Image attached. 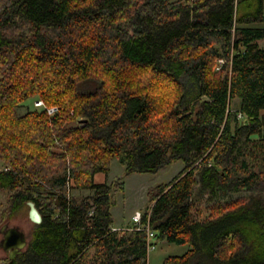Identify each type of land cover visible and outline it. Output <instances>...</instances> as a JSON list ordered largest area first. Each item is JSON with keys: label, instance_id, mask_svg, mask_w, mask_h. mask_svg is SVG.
<instances>
[{"label": "trees", "instance_id": "16d2710c", "mask_svg": "<svg viewBox=\"0 0 264 264\" xmlns=\"http://www.w3.org/2000/svg\"><path fill=\"white\" fill-rule=\"evenodd\" d=\"M263 24L264 0H0V224L42 215L5 264H149L159 242L188 246L162 264H264ZM114 158L184 162L141 229L113 226L123 179L94 180Z\"/></svg>", "mask_w": 264, "mask_h": 264}, {"label": "rangeland", "instance_id": "374dc122", "mask_svg": "<svg viewBox=\"0 0 264 264\" xmlns=\"http://www.w3.org/2000/svg\"><path fill=\"white\" fill-rule=\"evenodd\" d=\"M264 25V24H263ZM33 98L27 99L26 101L20 103L17 108L19 115L25 114L27 111L34 109ZM240 102L239 98H235L232 101L233 109H236ZM36 108V106H35ZM38 108V107H37ZM61 147V145H60ZM59 147V148H60ZM61 149V148H60ZM184 162L179 160L176 161L165 168L159 170L157 173H132L126 175L124 173V166L121 164L119 159L114 158L111 161L110 171L107 173L108 180L112 181L116 178L121 177L124 181V186L122 188H117V205L113 207L112 212L115 218V224H131L133 223L132 218L135 214V210L139 209L143 214L148 208V198L146 195L147 189L151 186H156L161 183H167L176 177L183 169ZM3 163L0 161V169H3ZM74 181V179L72 178ZM75 187V182H74ZM72 188L69 194L75 196L87 195L91 191L89 189H78ZM8 194L6 191L0 190V209L7 206ZM224 203V201H219ZM210 202L209 205H212ZM208 204H206L207 206ZM205 206V205H203ZM206 211V210H205ZM207 213L203 214L206 217ZM8 223L11 226H18L24 232L26 239L30 235V231L33 228V222L29 219V207H24L23 210L14 218H11ZM0 224V228L1 225ZM5 224V223H4ZM3 235L0 232V241ZM188 250L187 245H178L173 243H162L159 242L155 245V248L149 253V264H162L165 257L169 255H179L183 254ZM8 253L0 246V264L6 263V258Z\"/></svg>", "mask_w": 264, "mask_h": 264}, {"label": "water", "instance_id": "95a60500", "mask_svg": "<svg viewBox=\"0 0 264 264\" xmlns=\"http://www.w3.org/2000/svg\"><path fill=\"white\" fill-rule=\"evenodd\" d=\"M247 123V119H245ZM29 205V219L36 224L42 222V215L35 203L28 202ZM3 237L0 241V246L8 253L10 259H14L21 254L27 246L28 240L24 232L18 226H11L8 222L3 224L0 228Z\"/></svg>", "mask_w": 264, "mask_h": 264}, {"label": "built area", "instance_id": "2783aa9c", "mask_svg": "<svg viewBox=\"0 0 264 264\" xmlns=\"http://www.w3.org/2000/svg\"><path fill=\"white\" fill-rule=\"evenodd\" d=\"M223 63H224V60L223 59H220L218 61L219 66L221 64H223ZM217 68H219V67H217ZM34 105L36 107H38V108H41V107L45 108L49 115H53V114H55L58 111V108L57 107H47L42 100L35 101ZM238 117L239 118H243L241 114H239ZM67 186H68L69 191H70V189H72L74 187V181L72 180L71 177L68 178ZM90 214H91V212H90ZM141 219H142V213L139 212V211L135 212V214L133 215V221H134L135 225L138 226L137 227L138 229H141L142 228L141 225H140ZM145 229L148 232V239L150 241H152L153 236H154V232L151 231L149 229V227H145ZM154 248H155V245L150 244L149 247H148L149 253Z\"/></svg>", "mask_w": 264, "mask_h": 264}, {"label": "crops", "instance_id": "0c3cea01", "mask_svg": "<svg viewBox=\"0 0 264 264\" xmlns=\"http://www.w3.org/2000/svg\"><path fill=\"white\" fill-rule=\"evenodd\" d=\"M261 116H262V119H263V129H264V110H262ZM94 180H95L96 183H110L111 182V181L108 180V175L105 174V173H97L95 175V177H94ZM112 209H113V207H112ZM112 209H111V212H112ZM137 211H139V209L135 210V212H137ZM139 212H141V211H139ZM112 215H113V212H112ZM113 217H114V215H113ZM132 221H133V218H132ZM134 225H135L134 221L131 224L129 223V224L116 225L115 224V218H114V223H113L114 228L128 229V228H132ZM162 243H165V242H162Z\"/></svg>", "mask_w": 264, "mask_h": 264}]
</instances>
